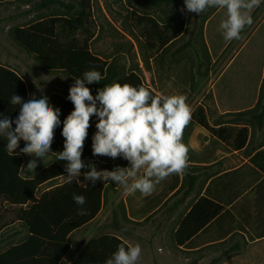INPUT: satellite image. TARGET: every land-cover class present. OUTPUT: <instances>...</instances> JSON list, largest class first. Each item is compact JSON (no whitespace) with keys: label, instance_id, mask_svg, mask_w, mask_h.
<instances>
[{"label":"trees","instance_id":"1","mask_svg":"<svg viewBox=\"0 0 264 264\" xmlns=\"http://www.w3.org/2000/svg\"><path fill=\"white\" fill-rule=\"evenodd\" d=\"M30 0H0V4H14L29 2ZM42 0L39 7L50 9L60 7L67 11L66 15H54L38 18L32 23L16 28L12 34L15 41L27 53L32 55L40 64L42 70L48 74L64 73L71 79L82 78L88 70L99 71L104 79L100 83H93L90 90L93 95L97 89L105 84L118 82L148 88L154 95H159L151 89L144 78L137 71L123 76L122 69L110 59L95 54L91 49V42L95 38V18L93 15V0ZM184 0H134L132 17L142 36L145 37L150 49L164 50L172 43L184 37L188 27V12H181ZM168 7L163 19L151 14L154 10ZM203 28L201 29V32ZM74 80V79H73ZM264 85V84H263ZM263 85L262 88L263 89ZM13 94H17L24 101L29 100V87L27 83L14 70L0 64V118L5 116L15 120L19 114V107L10 104ZM49 103L60 109L61 125L55 130L54 141L51 149L54 152L63 150L64 138L61 135L63 120L73 110V104L61 93H53ZM250 117V125L257 126L259 130L264 128V102L261 99L255 108L237 114ZM217 123L210 124L203 107L199 106L192 112V119L183 132V142L189 149V163H208L213 157L206 152L193 150L186 136L190 135L195 126L208 131L215 144H221L229 153L248 148L250 144L249 124ZM97 120L93 116L90 120L88 136L85 140L82 159L85 163L92 162L97 170H113L116 166L127 167L129 162L122 158L111 159L109 157L93 156L92 136L96 132ZM15 124H13V128ZM228 137L230 140H225ZM6 139L0 138V201L13 206L21 207L18 213L19 221L28 229L30 236L22 244L13 246L8 251L0 254V264H60L70 252V237L77 231L90 224L100 214L104 207L105 197L108 191L117 190L120 186L111 181L103 183L91 182L64 183L49 191L40 193V188L46 184H52L67 175L64 161H58L54 153L50 152L55 161L42 169L35 177L32 172L26 171L24 157L18 154H9L6 151ZM248 174L250 176L251 190L247 193H231L227 200L218 195L211 196L210 188L207 189V197L201 198L189 215L195 211L205 214V220L196 226L189 227L186 224L180 226L176 237L180 244H184L196 236L210 221H222L225 216H234L238 226L236 231L250 235L254 240L264 237V221L259 215L263 214L264 197L260 196V190L264 186V144L247 157ZM87 171V169H82ZM173 183L160 192L147 196L146 204L136 208L130 205L129 213L132 218L146 216L161 207L164 199L168 198V192L176 190L180 184L179 175L173 176ZM197 178L190 177L189 188L183 196L185 200L194 190ZM164 183L168 184V178ZM255 185V187H254ZM256 197H251V194ZM180 189L177 191V193ZM73 193L83 195L86 203L82 206L87 214L79 215L81 206L73 200ZM176 193V194H177ZM210 198H213L210 200ZM130 203L132 198L129 199ZM31 204V207L24 209ZM229 207V209H227ZM120 244H128L113 235H104L91 240L83 249L73 264H105V261L117 251ZM195 246L193 243H187ZM181 246V245H180Z\"/></svg>","mask_w":264,"mask_h":264},{"label":"rangeland","instance_id":"2","mask_svg":"<svg viewBox=\"0 0 264 264\" xmlns=\"http://www.w3.org/2000/svg\"><path fill=\"white\" fill-rule=\"evenodd\" d=\"M41 1L30 0L29 2L0 4V63L22 75L30 87L31 94H38V97L41 98L42 94L49 97L52 92H59L68 97L69 88L74 84V80L64 73H45L38 61L19 46L13 38L12 32L16 28L26 26L38 18L67 14L66 10L57 6L42 9L39 7ZM64 1L71 2L70 0ZM182 6L184 7V3ZM134 7V0H93V15L96 26L95 38L91 43L92 51L113 61L122 69L123 76L129 75L132 71H137L143 76L145 83L159 95H171L168 94V80L171 82V79L168 78V56L182 41H187L190 38L195 25L196 13H189L190 21L183 38L177 40L172 46L157 51L150 49L140 28L136 26L132 17ZM217 9L209 8L203 12L199 19V25L202 24L208 12L211 13ZM166 12H168V7H162L154 10L151 14L163 19ZM263 16L264 0L256 8L253 21H260ZM262 33H264V27L259 30L247 48V54L252 53L254 58V71L251 77H246L252 93L217 95L218 100L221 103L224 102L222 105L228 108L205 110L211 125L214 126L221 122L233 123V121L237 124L250 125V117L238 116L237 114L255 108L260 99L263 104L264 41H259L263 38ZM202 82H206L205 79H202ZM262 85L263 89H261ZM87 87L91 88V86ZM207 89L206 86L201 88L205 91L203 94H183L186 96V102L191 107L192 112L199 102L209 105L217 100L216 95L212 92L207 93ZM233 105H244L246 109L233 108ZM95 119L97 120L96 117ZM250 127L249 147L241 149L242 151L225 159H222L226 156L222 152L224 147L219 144H212V141H209V132L197 129L200 131L198 140L201 148L212 147L216 152L218 164L211 168L186 169V173L182 175L184 182L181 190L169 200H164L165 202L158 210L144 216V218L133 219L128 214L127 200L129 196H134L136 205H142L144 196L139 192L129 194L122 187L108 191L103 211L97 220L71 236L69 240L71 251L67 260L73 262L91 240L106 234H116L128 244L135 245L138 243L141 246L142 253L137 264H264V242L251 245V241L249 242L245 236L239 233L233 234L229 240L213 250L208 249L204 252H187L178 247L174 238L178 225L200 197L211 177H216L212 184L213 194L218 195L223 200H227L232 191L245 193L250 188L251 182L248 180L250 176L244 172L241 166L248 159V155L264 144V128L259 130L257 126L250 125ZM21 142L24 141L21 140ZM24 156L28 163L31 156L25 154ZM53 161L54 158L48 153L47 163L38 161L37 168L47 166ZM190 171L203 177H201L195 192L187 202L175 207L174 205L181 200L188 188L186 174ZM65 182V178H63L54 184ZM164 187H166V183L162 181L156 187L157 192L162 191ZM12 213L14 210L11 209L10 217H14ZM21 229V226L14 225L7 229V232L21 231ZM217 229L218 232L227 230L235 232L238 226L230 218H226L218 225ZM5 233L6 231L0 236V253L24 239L15 238L10 241V239L5 238ZM235 243H238L241 248L237 251H231L230 248Z\"/></svg>","mask_w":264,"mask_h":264},{"label":"clouds","instance_id":"3","mask_svg":"<svg viewBox=\"0 0 264 264\" xmlns=\"http://www.w3.org/2000/svg\"><path fill=\"white\" fill-rule=\"evenodd\" d=\"M262 0H184L181 12L200 15L209 8L225 11L219 29L225 41L242 39L241 32L253 24L252 12ZM63 79V78H62ZM67 99L73 110L63 120L61 135L63 150L54 152L51 145L55 130L61 125L60 109L49 103L47 95L37 99L29 94L24 101L17 94L10 97V104L20 106L15 120L0 118V138L6 139L9 154L20 153L32 156L26 167L34 170L38 161L47 163L49 152L56 160L64 161L67 183L111 181L127 193L139 192L142 196L152 195L157 185L169 176L183 175L189 166V149L183 142V132L192 119V110L183 94L154 95L148 88L113 82L97 89L94 96L86 85L100 83L104 76L93 68L85 71L82 78H73ZM95 116L96 132L92 136L93 156L111 159L122 158L129 166H116L113 170H97L94 163L82 159L90 120ZM13 124L15 127L13 128ZM24 147L20 148V141ZM82 169H87L83 171ZM74 202L81 206L79 215H86L82 207L86 203L83 195L73 193ZM142 249L135 245L120 244L105 264H137Z\"/></svg>","mask_w":264,"mask_h":264},{"label":"crops","instance_id":"4","mask_svg":"<svg viewBox=\"0 0 264 264\" xmlns=\"http://www.w3.org/2000/svg\"><path fill=\"white\" fill-rule=\"evenodd\" d=\"M255 11H256V9L253 10L252 17L254 15ZM201 14L200 15L196 14L195 25H194V28H193V31L191 33L190 38L187 41H182V43L180 45H178L177 47H175V49L168 56V78L171 79V82H169V80H168V94H171V95L184 94V93L203 94V93H205V91L201 90V88L206 86V87H208L207 93L212 92L214 95H216L217 100L213 101L209 105L207 103L199 102L195 105L194 110L199 106L203 107L204 110H208L209 108H213V109L228 108L227 106L222 105V103H224V102L221 103V101L218 100L217 95H236L238 93H252V89L250 87V84L247 83L246 77H251L252 72L254 71V65H253L254 58L252 57V53H250V55L247 54V48L251 44V42L253 41V39L255 38L257 33L259 32V30H261L264 27V16L262 18H260V21H254L251 26L245 27V29L241 32L242 39L232 40V41L228 42V41L224 40L223 34H222L221 30L219 29V24H220L221 20L225 18V11L218 8L214 12H211V13L208 12L207 15L204 17L202 24L199 25V19L201 17ZM189 19H190V14L188 12V24L190 21ZM202 28H203V31L201 32ZM187 29H188V27H187ZM262 35H263V38H262V40L259 39V41H264V33H262ZM176 42H174V43H176ZM174 43H172L170 46H172ZM1 65H3V64H1ZM3 66H5V65H3ZM5 67H7V66H5ZM19 76L26 82V80L24 79V77L22 75L19 74ZM202 79H205L206 82H202ZM262 79L264 80V66H263V72H262ZM27 85H28V83H27ZM28 87H29V85H28ZM53 93H57V92H52L50 94V96ZM29 94H31L30 87H29ZM35 96L37 99H39L38 94H36ZM50 96H49V98H50ZM65 97H67V96H65ZM30 98L31 97L29 95V99ZM226 103L229 104V102H226ZM233 106H234L233 108H237V109H246V106H244V105L243 106L233 105ZM197 129L205 130L201 127L195 126L193 128L191 134L186 136V138H184V139H187L189 146L193 150H196L199 152H206L207 154L211 155L213 158L208 163H189L188 168L191 170L200 169V168H211V167L215 166L216 164H218V162H219L216 159V157H217L216 152L212 149V147H210V148L206 147L204 149L201 148L200 142L198 140L199 132L201 130L199 131ZM224 138H225V140H230L227 137H224ZM209 141H212L211 143L215 144L214 138H212L211 135H210ZM24 144H25V142L20 141V148H23ZM219 145L221 146V144H219ZM240 151H242V150H240ZM240 151L229 153V152H226L225 150H223L222 152L224 154H226V156L223 157L222 159L228 158V156L236 154L237 152H240ZM17 152L20 153L19 148H18ZM20 154L25 159V167H26V165H27L26 158H25L23 153H20ZM49 154L54 158V156L50 152H49ZM104 157L105 156H101V158H104ZM31 159H33L32 156H31ZM248 160L249 159H246L245 162L241 166V168H243L244 172H247V173H248V170H247L248 167L245 168V166L248 163ZM54 161H55V158H54ZM51 164H49V165H51ZM49 165H47V166H49ZM47 166H44L40 169L36 168L34 170V172L31 170H27V169H26V171L32 172V177H35L42 169H44ZM174 175L175 174L168 177V184L166 183V186H168V191H169L170 186L173 183V179H174L173 176ZM204 176H206V175H204ZM179 177H180V184H179L178 188L176 190L170 192V193L168 192V199L166 198L164 200H166V201L169 200L170 198H172L173 196L176 195V193L179 189L181 190L184 179H183L182 175H179ZM190 177L197 178L194 190L191 192V194L185 200H183V197H182L181 200L174 205L175 207L182 205V204H185V202H187V200L195 192L197 184L201 180V177H203V176H201L198 173H195V174L191 173V171L187 172L186 179L188 180V188H189V183H190ZM63 178H65V177H62L59 180H62ZM215 180H216V177H211L209 179V181H208L204 191L201 193L200 197H198V199L195 201L194 205L189 210L188 214L182 219V221L178 225V227L174 233L175 242L178 245V247L183 249V250H186L187 252H204L208 249L213 250L214 248L218 247V245L229 240L233 236V234H237V233L245 236L249 242L251 241L250 242L251 245L264 242V237L263 238H256L253 235L254 240H252L250 235L242 233V232H238L236 230H235V232H230L229 230H227L225 232H221V231L218 232V229L216 230V228H218V225L221 222H223V220H225L226 218H230V220L234 221V223L236 224V222L234 220V216H231V215L225 216L222 221H215V219L210 221V223L206 227H204L200 232H198L196 234V236H194L193 238H190V240H188V242H186L184 244H180L179 243L180 241L178 242V239L176 237V233H177L178 229L180 228V226L186 224V226L193 227V226H196L198 223H201L205 220V214L202 213L201 211L197 210L192 215H189V214L191 213V211L193 210V208L196 206V204L198 203V201L201 198H203V197L208 198L207 197L208 194L206 192L208 188H210V191H211L210 195L211 196L215 195V194H213L214 192H213V185H212ZM55 182H57V181H55ZM54 183L43 185L40 188V193L38 195L40 196L44 192L49 191V190H51L57 186H61L64 184V183L63 184H54ZM252 187L250 186V188L245 193L250 191ZM254 187H255V185H254ZM188 188H187V190H188ZM185 192H184V194H185ZM237 192L238 191H235V193H237ZM232 193H234V192L232 191ZM260 196L264 197V186L260 190ZM251 197H253V198L256 197L254 190H253V193L251 194ZM130 198H132L131 203L129 200ZM145 198L146 197H144V199L142 201V205L139 206L138 204L136 205V202L134 201V196L133 195L129 196L128 200H127L128 212H129V207L132 204L136 208L143 207L146 204ZM211 199H212V201L214 200L213 198H210V200ZM164 202L165 201H163V203ZM163 203L161 204V206L163 205ZM104 205H105V203H104ZM29 207H31V204L25 206L24 209H28ZM11 209L14 210V213H12L14 215V217H10ZM20 209H21V207L13 206L7 202L0 201V236H2L4 231H6L5 238L10 239V241H12L15 238H24L20 243L14 244L10 248H12L13 246H17V245L24 243L30 236L28 229L18 219V213H19ZM227 209H229V207ZM102 211H103V209H102ZM102 211L96 217V219H94L87 226L94 223L97 220V218L101 215ZM128 214L130 216V213H128ZM130 217H132V216H130ZM142 217L144 218V216H141V217H138L136 219H139ZM259 217H260L261 221H264V212H263V214H260ZM9 218H10V220H8ZM133 219H135V218H133ZM14 225L21 226V228H22L21 231L16 230V231L7 232V229H9L11 226H14ZM87 226H85V227H87ZM77 232H79V231H77ZM77 232H75V233H77ZM106 235H108V234H106ZM109 235H113V236H116V237L122 239L120 236H118L116 234H109ZM122 240H124V239H122ZM187 243H193V244H195V246H193V247L189 246ZM240 248H241L240 245L238 243H235L230 248V250L231 251H237ZM9 249L5 250L4 252L8 251ZM70 251H71V249H70ZM4 252H2V253H4ZM2 253H0V254H2ZM69 253L67 254V256L69 255ZM67 256L64 258V260L60 264H73L75 262V260L78 258L77 257L73 262H71V261L67 260Z\"/></svg>","mask_w":264,"mask_h":264}]
</instances>
